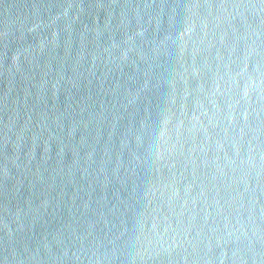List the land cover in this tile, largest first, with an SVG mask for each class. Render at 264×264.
I'll return each mask as SVG.
<instances>
[{"label":"water","instance_id":"1","mask_svg":"<svg viewBox=\"0 0 264 264\" xmlns=\"http://www.w3.org/2000/svg\"><path fill=\"white\" fill-rule=\"evenodd\" d=\"M0 264H264V0H0Z\"/></svg>","mask_w":264,"mask_h":264}]
</instances>
